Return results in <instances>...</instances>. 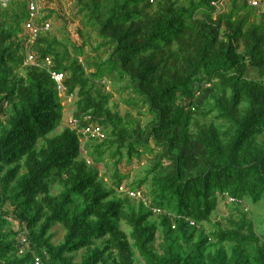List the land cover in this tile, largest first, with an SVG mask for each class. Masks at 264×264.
<instances>
[{"label":"trees","instance_id":"16d2710c","mask_svg":"<svg viewBox=\"0 0 264 264\" xmlns=\"http://www.w3.org/2000/svg\"><path fill=\"white\" fill-rule=\"evenodd\" d=\"M74 1L75 38L41 10L63 25L30 47L50 67L24 66L28 1L0 5V264H264V226L242 209L264 202V16L241 0ZM50 72L76 98L74 129L57 132ZM145 158L126 186L141 197L119 194V167ZM222 201L236 216L213 220Z\"/></svg>","mask_w":264,"mask_h":264},{"label":"rangeland","instance_id":"374dc122","mask_svg":"<svg viewBox=\"0 0 264 264\" xmlns=\"http://www.w3.org/2000/svg\"><path fill=\"white\" fill-rule=\"evenodd\" d=\"M226 8H227L226 4L222 6V10H226ZM40 10H44L42 11L43 13L46 10H49V11L54 10L57 13L63 15L66 18V20L70 23L69 25L70 34L72 35L73 38L76 37L75 28L79 26L81 18L77 14V9H76L74 0H42ZM42 12L41 14L43 15ZM258 13L255 12L256 15H258ZM256 18L258 20L260 19L259 16H257ZM48 22L50 26L48 32H50L57 39L60 40L62 38V35H64L62 31V26H63L62 22L58 20L55 15ZM24 38H26V40L28 39V34L26 32H24ZM81 61H82V58L80 59V62ZM25 65H27L26 61L24 62V66ZM90 72H94V71L93 70L87 71V73H90ZM257 76L258 75L256 71H251L247 75L248 79H251V80H257ZM99 83L100 85L104 86V91L111 95L109 106L115 105L117 109L119 110L120 114H125L127 111H130V112L132 111L131 112L132 115L133 116L136 115V113L133 110H131L130 107H128L127 105L123 103L122 100H124V98H126L127 95L120 93L119 86L113 87L109 83H106L105 80H102L101 82H97V84ZM60 98L62 99L61 100L62 121H61V125L58 128L57 132H61L65 128L74 129V126L72 125L71 121H72V113L75 110L74 102L76 98L65 97L63 94L60 95ZM141 119L143 123L147 121V118H141ZM147 165H148V162L146 161V158L144 161L141 162V164H139L137 161H133L130 165H124V164L121 165L119 167L120 172L122 174L126 173L129 176V180L123 183V188L124 186L126 187L127 184L133 183L134 180L138 176L142 175ZM97 169H98L100 178H102L106 184H110L109 177L107 176V173H106V168L100 165L97 167ZM139 192L140 193L144 192V189H141V191ZM228 204L229 203L225 201L224 202L222 201L218 204L217 214H216L217 217H213V220L215 219L219 220V218H228V216L231 214L236 216V213L231 210V207ZM242 209L244 210V212L248 214L249 219H252L257 227L264 226V202H261L257 205H253L251 203L243 204ZM206 228H207L206 230L209 231L211 229V226L207 225ZM52 234H54L53 242L59 243L62 241L64 232L61 229H58V228L54 229V231H52ZM162 236H163L162 231H159L157 235L158 242H161ZM99 243L100 242H97V244ZM83 254H84V251L77 253L75 255L76 261L79 262ZM138 264H143V263L140 260H138Z\"/></svg>","mask_w":264,"mask_h":264},{"label":"built area","instance_id":"2783aa9c","mask_svg":"<svg viewBox=\"0 0 264 264\" xmlns=\"http://www.w3.org/2000/svg\"><path fill=\"white\" fill-rule=\"evenodd\" d=\"M10 1L11 0H0V5L5 7ZM28 1H29V5H28L29 6V20H28V23L26 24V28L29 31V33L31 34L32 41H34L40 32L48 31L50 26H49V23H47V22L42 23L40 25L38 24V22L40 21L39 13L37 11L38 10V4H37L38 2H37V0H28ZM253 5L256 6L257 3L254 2ZM29 60L33 61L32 57H30ZM45 64L47 67L51 66V61L49 58L45 59ZM50 75H51L52 80L56 84V88H57L58 93L63 94L65 92V86H64L65 77H64V75L58 74L55 72H50ZM75 123H76V121L74 120L73 124H75ZM83 134L86 137H90V138H96V137H99L101 139L104 138V136L102 135L101 128L95 127V126L85 128L83 131ZM118 192L120 194L127 195L128 197H130L132 199L141 197L140 192L129 191L127 189H124L123 187H120L118 189ZM23 242H25V240H23ZM35 264H39L38 259H36Z\"/></svg>","mask_w":264,"mask_h":264},{"label":"clouds","instance_id":"9594fccd","mask_svg":"<svg viewBox=\"0 0 264 264\" xmlns=\"http://www.w3.org/2000/svg\"><path fill=\"white\" fill-rule=\"evenodd\" d=\"M11 1H14V0H11ZM10 1V2H11ZM28 1V0H27ZM228 1L229 0H213L212 1V7L213 8H215L217 11H219V12H222V11H224V10H222V6H224L225 4H226V6L228 5L227 3H228ZM245 5H246V7H247V10H252V11H254V12H259L258 13V15L257 16H259V18L263 15L264 16V1L263 0H241ZM9 2V3H10ZM37 4H38V13H39V18H40V21L38 22V24L40 25V24H42V23H45V22H42L43 21V15L41 14V10H40V6H41V3H42V0H37ZM254 2H256L257 3V5L256 6H254L253 5V3ZM8 3V4H9ZM7 4V5H8ZM6 5V6H7ZM28 5H29V1H28ZM3 7V6H2ZM29 20V19H28ZM28 20H27V23H28ZM26 23V24H27ZM47 23H49L48 21H47ZM49 31V30H48ZM48 31H45V32H40V33H46V32H48ZM25 32L28 34V41H27V44L25 45V49L27 50V55H26V57H25V61L27 62V65L26 66H41L42 64H45V59L46 58H44L43 60H41V61H38L37 62V58L35 57V55L34 54H32V52L30 51L31 50V46L32 45H34L33 43L36 41V39L34 40V41H32V37H31V34L29 33V31L27 30V28H26V25H25ZM39 35V34H38ZM38 37V36H37ZM30 57H32V60L33 61H30L29 60V58ZM65 86V85H64ZM65 91H66V88H65ZM65 93V92H64ZM64 93H63V95H64ZM61 95V94H60ZM73 119H72V121H71V123H72V125H73ZM121 187H123V186H121ZM124 188L126 189V187L124 186ZM119 193V192H118ZM120 194V193H119Z\"/></svg>","mask_w":264,"mask_h":264}]
</instances>
